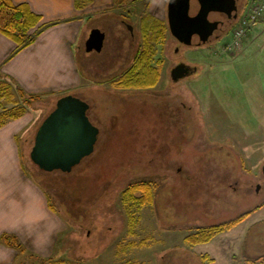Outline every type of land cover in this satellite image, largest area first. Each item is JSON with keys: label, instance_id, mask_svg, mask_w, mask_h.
I'll return each instance as SVG.
<instances>
[{"label": "rangeland", "instance_id": "obj_1", "mask_svg": "<svg viewBox=\"0 0 264 264\" xmlns=\"http://www.w3.org/2000/svg\"><path fill=\"white\" fill-rule=\"evenodd\" d=\"M150 1L92 15L78 40L81 84L70 93L88 104L99 131L90 155L69 172L45 171L30 157L38 127L62 94L35 93L41 97L22 115L23 166L67 224L47 264H209L198 257L205 245L186 236L264 202V23L235 50L223 48L229 30L186 45L169 30L167 4L157 17ZM245 3L239 1V15ZM146 10L160 23L148 33L144 67L157 68L159 77L152 86H127L122 75L143 42L139 20ZM94 27L106 33L105 43L87 52ZM178 63L192 72L174 81ZM21 107L15 83L5 79L0 123ZM143 178L153 181L155 196L138 205L124 190ZM262 231L260 223L250 227L238 264H264V257L256 259L264 253Z\"/></svg>", "mask_w": 264, "mask_h": 264}, {"label": "crops", "instance_id": "obj_2", "mask_svg": "<svg viewBox=\"0 0 264 264\" xmlns=\"http://www.w3.org/2000/svg\"><path fill=\"white\" fill-rule=\"evenodd\" d=\"M11 1L26 3L41 16L39 24L48 26L31 45L12 57L16 43L0 32V69L29 93L62 94L61 97L79 87L78 40L88 19L100 11L111 10L113 0H91L82 8L76 7L75 0ZM166 4L167 0H151L149 12L161 17ZM23 121L24 116L18 117L0 127V236L3 232L16 234L27 248L24 264H35L37 257H54L67 224L23 166L17 141L28 123ZM258 223L264 225V202L230 230L199 243L205 246L198 257L202 256V263L238 264L235 259L242 252L250 227ZM19 259L14 248L0 242V264H14Z\"/></svg>", "mask_w": 264, "mask_h": 264}, {"label": "water", "instance_id": "obj_3", "mask_svg": "<svg viewBox=\"0 0 264 264\" xmlns=\"http://www.w3.org/2000/svg\"><path fill=\"white\" fill-rule=\"evenodd\" d=\"M236 0H168L167 20L171 34L186 45L205 44L217 29H222L223 20L237 16ZM221 14V15H222ZM106 33L99 27L90 30L85 40V50L102 51ZM179 67L173 70L175 73ZM88 104L74 96L59 97L53 110L38 127L30 152L32 161L45 171H71L95 148L98 128L87 115ZM264 170V169H263ZM260 185H257L258 191Z\"/></svg>", "mask_w": 264, "mask_h": 264}, {"label": "trees", "instance_id": "obj_4", "mask_svg": "<svg viewBox=\"0 0 264 264\" xmlns=\"http://www.w3.org/2000/svg\"><path fill=\"white\" fill-rule=\"evenodd\" d=\"M89 2H91V0H75L77 8H82ZM113 2L114 6L121 8L124 5H128L131 0H113ZM40 21L41 16L33 12L26 3L15 4L11 0H0V32L16 43V47L11 53V57L20 52L22 49L31 45L40 35V33L48 26V24H39ZM260 22L264 23V19H261ZM159 23L160 19L152 16L147 10L139 20L143 42L135 56L136 60L134 65L122 75L123 81L127 86L134 85L144 87L152 86L156 83L159 77V70L153 67L147 68V66L144 67V65L149 56L148 33L151 29L157 27ZM32 28L34 30L30 32V29ZM161 29L163 32L165 27L163 26ZM250 33L251 31H249V35ZM244 41H246V39H244ZM135 69H140V72L133 77L132 74L133 70ZM0 78V89L5 86V79L15 83L17 93L22 102V107L19 111L10 112V120L22 116L25 110L30 107L34 101L41 97V94L28 93L25 91L12 76L3 72L2 70H0ZM6 122L7 121L0 123V127ZM155 188V184H153L151 179H136L132 181L130 185L124 190V194L129 197L130 200L134 201V203L138 205H145L152 202L155 196ZM50 206L53 210H56L54 206L51 205V203ZM251 211L252 210H246L235 218L212 224L198 232L191 233L186 236V240L190 244L194 245L209 242L218 233L230 230L232 227L240 223L251 213ZM0 242L6 246L14 248L17 251L18 257L20 256V259L18 261L16 260L14 264H24V257L27 253V248L16 234L3 232L0 236ZM263 257L264 254L259 255L256 259ZM37 259L39 262H36L35 264H47V262L52 259V257H37Z\"/></svg>", "mask_w": 264, "mask_h": 264}, {"label": "built area", "instance_id": "obj_5", "mask_svg": "<svg viewBox=\"0 0 264 264\" xmlns=\"http://www.w3.org/2000/svg\"><path fill=\"white\" fill-rule=\"evenodd\" d=\"M264 18V0H246L243 12L239 15L231 30L230 39L224 42L223 48L229 50L242 46L248 32Z\"/></svg>", "mask_w": 264, "mask_h": 264}, {"label": "flooded vegetation", "instance_id": "obj_6", "mask_svg": "<svg viewBox=\"0 0 264 264\" xmlns=\"http://www.w3.org/2000/svg\"><path fill=\"white\" fill-rule=\"evenodd\" d=\"M239 1L240 0H236L235 1V3H236V5H237V16H236V18H234V19H230V18H228V16L226 15V14H222V13H220V14H218V16L216 17L217 19H221V20H223V22H224V24H223V27H222V29H217V30H219V31H221V32H223V31H225V30H229V32H231V30H232V28H233V26L235 25V23H236V19H237V17H238V15H239V6H241V5H239ZM222 14V15H221ZM123 23H124V25L127 27V28H130V34L132 35V36H134V29H133V27H132V25L129 23V22H127V21H125V20H123ZM217 30H215V31H217ZM214 31V32H215ZM214 34V33H213ZM212 34V35H213ZM211 35V36H212ZM210 36V37H211ZM181 43V42H180ZM181 44H183V43H181ZM179 67V69L178 70H176L175 71V73L176 74H178L179 75V77H176L175 76V74H174V72H173V70L175 69V67ZM192 72V69L190 68V66H188V65H186V64H184V63H178L177 65H175L174 67H173V69L171 70V78L174 80V81H176V80H178V79H180L182 76H187V75H189L190 73ZM173 114H174V112H173ZM263 169H264V167H263ZM263 173H264V170H263ZM263 185H264V176H263ZM261 190V186H260V188H259V190L257 191V192H259Z\"/></svg>", "mask_w": 264, "mask_h": 264}]
</instances>
